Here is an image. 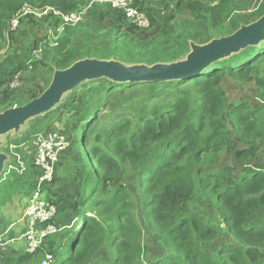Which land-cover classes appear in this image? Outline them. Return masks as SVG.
<instances>
[{"label":"trees","instance_id":"trees-1","mask_svg":"<svg viewBox=\"0 0 264 264\" xmlns=\"http://www.w3.org/2000/svg\"><path fill=\"white\" fill-rule=\"evenodd\" d=\"M217 1L133 0L150 20L149 28H140L109 1L0 0V42L11 31L10 50L0 56V112L29 102L49 85L28 90L22 103L25 98L10 82L30 69H65L86 56L173 62L190 52L191 42H210L215 37L210 28L228 36L264 15V4L253 13L240 6L242 13L240 0ZM27 6L52 9L42 16L22 15L10 30L11 20ZM169 7L170 12L160 13ZM53 10L84 12L83 19L63 26ZM185 11L192 18L178 23ZM225 76L253 81L252 101L230 102ZM94 82L100 84L89 90L98 96L93 102L75 95L64 102L76 112L71 132H87L93 143L85 158L76 148L74 161L81 163L72 169L65 193L54 195L51 183L44 184V197L58 206L55 223L64 229L48 236L35 255L52 252L54 264H264V41L187 79L120 82L103 77ZM106 109L113 121L93 133ZM53 110L29 121L42 125L36 121ZM48 130L28 132V138ZM209 158L216 170L205 168ZM128 172L136 177L133 184L123 182ZM71 182L81 187L82 200L72 199ZM52 184H59L56 173ZM94 209L100 219L88 215ZM144 232L147 243L142 245ZM56 236L61 241L55 246L51 239ZM77 242L78 250L73 248ZM203 242L218 247L213 255Z\"/></svg>","mask_w":264,"mask_h":264},{"label":"water","instance_id":"water-1","mask_svg":"<svg viewBox=\"0 0 264 264\" xmlns=\"http://www.w3.org/2000/svg\"><path fill=\"white\" fill-rule=\"evenodd\" d=\"M264 41V15L258 20L242 26L231 35L212 39L206 44L191 42L190 52L173 62H157L153 65L125 64L110 59H82L65 69L56 70L48 87L29 102L0 112V146L2 138L18 133L27 122L54 109L63 95L84 81L109 78L114 81H153L187 79L197 76L212 63L249 45ZM9 155L0 150V173L5 168ZM78 244V242L76 243Z\"/></svg>","mask_w":264,"mask_h":264},{"label":"rangeland","instance_id":"rangeland-1","mask_svg":"<svg viewBox=\"0 0 264 264\" xmlns=\"http://www.w3.org/2000/svg\"><path fill=\"white\" fill-rule=\"evenodd\" d=\"M105 1H111V0H91L90 4L95 3V2H105ZM201 1L203 3L209 4V5H214V4H216V2H218L217 0H201ZM263 4H264V0H254V1L253 0H240V2L237 4V8H238L239 12L245 13L244 11H241L240 6H247L249 9H248V12H246V13H253L254 10L256 11V10L261 9V6H263ZM170 10H171V7H169L168 9H166L165 11L160 12V13L163 14V13H166V12H170ZM23 15H25V14H23ZM191 18H192L191 13L189 11H185L182 14H178L176 21L179 23L180 21L191 19ZM65 25H66V23H63V26H65ZM154 30H155V28L153 27L152 33H155ZM209 31L212 34H214L215 37L213 39H217V38H221V37L226 36L225 31H221L219 29H218V31H216V30H213L212 28H210ZM9 32H11V31L8 30L7 35H6V39L4 41L0 42V56H2L3 54L7 53L10 50L11 44H10V33ZM49 32L55 38H57V35L55 34L56 31H54L53 29H50L48 31V33ZM57 32L60 33L61 29L57 30ZM8 33H9V35H8ZM86 58L100 59V60H102V59H105V60L114 59V60H118V61H121V62H123L125 64H129V65L130 64H132V65L133 64H141V63H129L127 61H124V60H122L120 58H115V57L99 58V57L86 56V57H83V58H81L79 60L86 59ZM224 58H226V57H224ZM224 58H221L220 60H222ZM79 60H77V61H79ZM143 63L147 64V65H153L154 64V63L153 64H148V62L147 63L143 62ZM56 70H59V69H56ZM56 70L51 72L50 69L48 67H46V68L41 69L40 72H37V71H34L33 69H30L28 72H26L24 75L21 76V78H20V86L18 88H15V89L17 90V92L22 94L23 98H25L28 90L35 91V90H38L39 87L45 86L47 82H49V84H50V82H51ZM48 73H50V74H48ZM94 80H96V79H94ZM94 80L84 81L83 83H81L79 85V87H76L75 89L66 92L63 95L61 102L54 107L53 114L49 115L50 117H48V118H46V116H45L46 119L44 120V124L38 125V124H36L34 122L29 121L31 126L26 128L27 132H31V131L32 132L33 131L36 132V131L43 130V129H53V130H58V131L62 132L66 136L68 135L67 132L70 131V135H71L70 146H69L68 150L65 152V154L62 155L61 162L59 163V165L57 167V170H56V176L58 175L59 184L54 185L55 186V190H57V188L59 187L62 190L66 191V187L70 186L69 177L72 174V169L81 163V161H80L79 164H78L77 161H74V155L76 154V148L78 147V149L81 150V156L83 158H85L86 154H87V151H86L87 148H89L91 143H93L92 136L91 137H90V135L88 136L87 132H86V135H85L86 137L83 135L84 132H82V133L81 132L80 133L76 132L75 134H73L71 132L70 128L72 126L74 128V126H75L76 112H74V113L69 112L71 110V107H67L66 108L65 105H64V102H65L66 99H68V98H70V97H72L74 95H75V97L73 99H76V97L79 96V98H83V99H85L87 101L93 102V100H95V98L97 99L98 96H94L91 92H89V90L91 88L98 87L99 84H100L98 82H94ZM223 85H224V88H225V90H226V92H227V94L229 96L230 102L241 103L243 100L252 101L251 98L253 97V89H254L253 81L240 82V81H236V80L230 78L229 76H225L224 80H223ZM47 87L48 86H46V88ZM86 93H88V94H86ZM83 94L87 95V97H81V95H83ZM19 100H22V99L19 98ZM27 100H28L27 98L23 99L22 103H24ZM12 105H13V107L14 106H19V104H12ZM101 107H102V105H101ZM4 108H6V110H7V109L11 108V106L10 107L9 106H4ZM106 111L107 112L104 113L103 115L101 114L100 121L98 122L97 126L95 127V130H94L93 133L99 132V130L104 128L105 125H108L109 123H111L113 121V116L110 114L109 110L106 109ZM43 116L44 115H42V117ZM68 116L70 117V119H67ZM36 118H38V117H36ZM31 120H33V119H31ZM74 136H75V140H73ZM9 138H11V134H9ZM80 138H83L84 141H82V142L79 141L78 139H80ZM86 142H89V144H86ZM74 143H77L78 145L74 146L72 148L71 146ZM8 149L10 150V148H8ZM262 151H263V149L260 150V153H262ZM222 156L224 157V159H226L225 153ZM210 161H211V158H209L207 160V162L205 164V168H207V170H209V168L212 167L210 171L216 170L217 166L216 165L211 166L210 165ZM7 164L8 163L6 162V165ZM11 169H14V170L10 171L9 175H6L5 171H4V173L0 174V182H1L2 188H6L8 186V184L11 183V181H10L11 176H13V175H15L17 173L16 172L17 168H11ZM135 180H136V177H135L133 172L126 173V175L123 178V182L125 184L127 182L130 183V184H133V182ZM51 183H53V182H51ZM71 184H72L73 188H72V190H70L69 193L74 194L72 196L73 198L72 197L71 198L75 199V200H78V199L82 200L83 199V196H82L83 191H81V187H79V188L78 187H74L73 182H71ZM31 189H32V184L29 185V190H31ZM33 190H34V188H33ZM35 190H36V188H35ZM101 192H102V188H101L100 192L98 193V197L100 196ZM89 196H91V194H89ZM18 198L19 199H23L24 198V193L21 192V191L18 192ZM24 199H25L24 200V203H25L24 205H26L27 201H28V195H27V198H24ZM10 203H13V202H8V203L6 202L4 204H6V205L8 204L9 205ZM138 210H139V208L137 209V214H138ZM88 215L97 216L98 219L101 218V217L98 216L97 209H94V211L93 210L89 211ZM23 226H24V222H21L17 226H15V228L13 229L12 235L14 237H16L18 234H20V231L22 230ZM57 237L58 236L53 237L51 239V242H53V244L55 246L61 241V239H58ZM226 238L232 240V238L227 236V235H226ZM227 241H229V240H227ZM146 243H147V233L144 232V235H143V237L141 239V244L145 245ZM75 244H74L73 248H75V249L77 248L76 250H78L81 247V245H79V243L76 244V245ZM203 246L207 250L206 253L208 255H213L214 254V250L218 248V247H215L213 242H203ZM144 256H145V260L147 262H150L151 259L149 258V254L146 253V254H144ZM38 257H39V259L37 260V262L38 261L40 262L42 255H40Z\"/></svg>","mask_w":264,"mask_h":264},{"label":"built area","instance_id":"built-area-1","mask_svg":"<svg viewBox=\"0 0 264 264\" xmlns=\"http://www.w3.org/2000/svg\"><path fill=\"white\" fill-rule=\"evenodd\" d=\"M114 8L123 9L126 16L137 24L140 28H149L150 20L148 16L135 8L133 0H111L109 1ZM52 8H46L43 11L33 10L31 7H25L24 11L17 14L10 23V30L16 29L19 24L20 17L26 13H33L37 16L47 14ZM55 14L60 15L65 23L75 24L83 19L84 12L61 13L53 10ZM20 75H16L10 82V88H18L20 86ZM37 150L33 164L39 171V179L37 188L29 202L26 210L28 219V229L22 234V238L26 240L27 253L35 255L44 244L46 238L52 234L60 232L64 227L59 228L55 219L58 216V206L43 196L44 184L53 182L56 167L61 160L62 155L70 146L68 136L58 130H48L39 133L36 138ZM11 148H16L11 145ZM21 170L25 169L21 167ZM4 245V241L0 236V248ZM56 260L52 252L46 251L40 260V264H54Z\"/></svg>","mask_w":264,"mask_h":264},{"label":"crops","instance_id":"crops-1","mask_svg":"<svg viewBox=\"0 0 264 264\" xmlns=\"http://www.w3.org/2000/svg\"><path fill=\"white\" fill-rule=\"evenodd\" d=\"M41 116H38V118H41ZM36 122L42 123L44 120L41 119ZM25 127L26 125L16 134L14 132L9 133L11 134V138H9V134L5 135L2 138L4 145L0 146L1 152L9 155V160L6 161L8 164L6 165L5 163V168L0 174L5 171V174L9 175L10 171L14 170L11 168H17V173L11 176V183L6 188H2L0 182V236L4 241V245L0 248V264H39V261L37 262L39 259L38 256H29L26 248V240L21 237L28 229L29 223L26 217V210L35 192V188H37L39 177V171L34 169L33 164L37 150V133L32 134V137L28 138L30 135L28 136ZM11 145L16 148L12 149ZM21 167L25 170L22 171ZM31 184L32 189L29 190V185ZM49 186L52 188L54 195L58 192H64L59 187L55 190V186L52 183ZM67 189L68 187H66ZM20 191L24 193V198H27L28 195L26 205H24V198H18V192ZM45 193L46 191L43 193V196H45ZM6 202L13 203L6 205L4 204ZM21 222H24V226L20 234L14 237L12 235L13 229Z\"/></svg>","mask_w":264,"mask_h":264}]
</instances>
